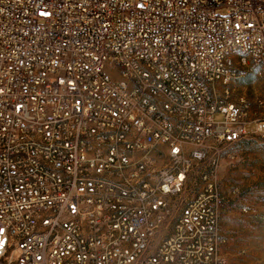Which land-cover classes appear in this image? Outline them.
I'll list each match as a JSON object with an SVG mask.
<instances>
[{
  "label": "built area",
  "instance_id": "1",
  "mask_svg": "<svg viewBox=\"0 0 264 264\" xmlns=\"http://www.w3.org/2000/svg\"><path fill=\"white\" fill-rule=\"evenodd\" d=\"M250 141L264 0H0V264H230Z\"/></svg>",
  "mask_w": 264,
  "mask_h": 264
},
{
  "label": "rangeland",
  "instance_id": "2",
  "mask_svg": "<svg viewBox=\"0 0 264 264\" xmlns=\"http://www.w3.org/2000/svg\"><path fill=\"white\" fill-rule=\"evenodd\" d=\"M247 84L251 87L252 81ZM215 119L220 122L223 116ZM245 130L251 134L255 127ZM230 153L219 169L224 191L232 195L221 205L227 259L230 264H264V146L244 142Z\"/></svg>",
  "mask_w": 264,
  "mask_h": 264
}]
</instances>
